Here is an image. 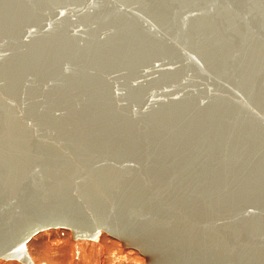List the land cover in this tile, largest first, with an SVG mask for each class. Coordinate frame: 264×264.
<instances>
[{"label":"water","instance_id":"obj_1","mask_svg":"<svg viewBox=\"0 0 264 264\" xmlns=\"http://www.w3.org/2000/svg\"><path fill=\"white\" fill-rule=\"evenodd\" d=\"M50 229L264 264V0H0V260Z\"/></svg>","mask_w":264,"mask_h":264},{"label":"rangeland","instance_id":"obj_2","mask_svg":"<svg viewBox=\"0 0 264 264\" xmlns=\"http://www.w3.org/2000/svg\"><path fill=\"white\" fill-rule=\"evenodd\" d=\"M34 264H144L134 249L102 234L98 241L72 240L65 229H50L34 235L27 243ZM0 264H21L0 260Z\"/></svg>","mask_w":264,"mask_h":264},{"label":"bare ground","instance_id":"obj_3","mask_svg":"<svg viewBox=\"0 0 264 264\" xmlns=\"http://www.w3.org/2000/svg\"><path fill=\"white\" fill-rule=\"evenodd\" d=\"M31 257V256H30ZM32 259V258H31ZM18 262V261H17Z\"/></svg>","mask_w":264,"mask_h":264}]
</instances>
